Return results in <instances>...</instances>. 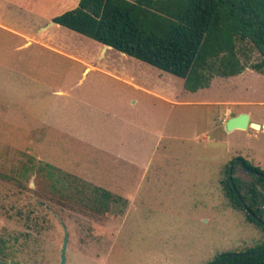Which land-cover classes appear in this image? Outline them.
<instances>
[{
	"label": "rangeland",
	"instance_id": "rangeland-1",
	"mask_svg": "<svg viewBox=\"0 0 264 264\" xmlns=\"http://www.w3.org/2000/svg\"><path fill=\"white\" fill-rule=\"evenodd\" d=\"M78 4L0 0V236L21 237L16 262L61 264L66 229L67 264H210L260 245L263 228L224 182L238 157L264 169V127H225L241 112L264 122V72L251 67L261 53L239 42L247 68L190 91L52 24ZM48 165L68 177L65 195L51 187ZM231 165L245 192L251 170ZM97 188L109 197L100 208L78 193L102 198ZM27 215L41 224L30 229Z\"/></svg>",
	"mask_w": 264,
	"mask_h": 264
},
{
	"label": "trees",
	"instance_id": "trees-1",
	"mask_svg": "<svg viewBox=\"0 0 264 264\" xmlns=\"http://www.w3.org/2000/svg\"><path fill=\"white\" fill-rule=\"evenodd\" d=\"M54 21L183 79L190 91L209 87L215 76L242 73L247 65L239 56V42L250 41L261 53V61L251 67L264 72V0H79L76 8L56 16ZM236 160L246 171L251 170L256 180L243 192L241 181L234 177L241 197L261 221L247 212L231 183L230 165ZM47 168L52 170L48 173L51 187L65 195L69 191L68 177L63 182L57 178L55 167ZM227 174L226 196L264 230V191L258 189L261 185L264 190V169L238 157L227 166ZM102 190L97 188L98 193H107ZM78 193L96 208L104 206L109 198L104 194L89 201L91 197L84 189ZM19 214L24 216L23 212ZM24 218L30 229L41 224L33 215ZM20 238L0 236V259L16 262V250L21 249L14 243ZM210 264H264V241L246 252L221 253Z\"/></svg>",
	"mask_w": 264,
	"mask_h": 264
},
{
	"label": "water",
	"instance_id": "water-1",
	"mask_svg": "<svg viewBox=\"0 0 264 264\" xmlns=\"http://www.w3.org/2000/svg\"><path fill=\"white\" fill-rule=\"evenodd\" d=\"M109 46L106 45V48H108ZM225 127L227 129V131H233L235 129H247L248 127H252L255 129H260L262 127H264V124H260L257 122H254L251 120V117L249 115V113H240L239 115L233 116L230 119H228L225 123ZM233 168L234 165H231L230 167V180L231 183L234 187V189L237 192V195L240 197L242 204L244 205V207L246 208L247 212L253 216L254 218H256L257 220L261 221V219L252 211V209L250 207H248L247 203L245 202V200L241 197V194L238 192L235 183H234V177H233ZM68 246H69V232L66 229V233H65V238H64V244H63V249H62V261L61 264H67V251H68ZM0 264H28V263H18V262H12V261H7V260H3L0 259Z\"/></svg>",
	"mask_w": 264,
	"mask_h": 264
},
{
	"label": "crops",
	"instance_id": "crops-1",
	"mask_svg": "<svg viewBox=\"0 0 264 264\" xmlns=\"http://www.w3.org/2000/svg\"><path fill=\"white\" fill-rule=\"evenodd\" d=\"M73 9H74V8H73ZM68 10H70V9H68ZM66 11H67V10H66ZM63 12H65V11H63ZM63 12H61L60 14H62ZM60 14H58V15H60ZM58 15H56V16H58ZM56 16H55V17H56ZM55 17H54V18H55ZM52 24H54L55 26H56V25H57V26L60 25V24H57L54 20H53ZM104 46H106V45H104ZM108 48H112V47L109 46ZM241 113H243V112H241ZM239 114H240V113H239ZM249 115H250V117H251V114H249ZM229 119H230V118H229ZM251 120H252V119H251ZM257 123H258V122H257ZM259 123H260V122H259ZM263 123H264V122H263ZM263 123H261V124H263ZM248 128H250V127H248ZM248 128H247V129H248ZM235 130H236V129H235Z\"/></svg>",
	"mask_w": 264,
	"mask_h": 264
},
{
	"label": "flooded vegetation",
	"instance_id": "flooded-vegetation-1",
	"mask_svg": "<svg viewBox=\"0 0 264 264\" xmlns=\"http://www.w3.org/2000/svg\"><path fill=\"white\" fill-rule=\"evenodd\" d=\"M240 162V161H239Z\"/></svg>",
	"mask_w": 264,
	"mask_h": 264
}]
</instances>
